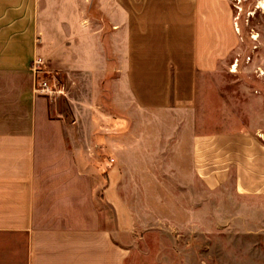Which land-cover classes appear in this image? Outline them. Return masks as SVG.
<instances>
[{"label":"crops","instance_id":"1","mask_svg":"<svg viewBox=\"0 0 264 264\" xmlns=\"http://www.w3.org/2000/svg\"><path fill=\"white\" fill-rule=\"evenodd\" d=\"M226 8L0 0V264H181V230L202 231L204 264L230 237L264 264V92L250 128L201 121L235 38ZM36 59L66 98L33 94ZM256 62L264 83V49Z\"/></svg>","mask_w":264,"mask_h":264},{"label":"rangeland","instance_id":"2","mask_svg":"<svg viewBox=\"0 0 264 264\" xmlns=\"http://www.w3.org/2000/svg\"><path fill=\"white\" fill-rule=\"evenodd\" d=\"M262 2L264 0H217L218 6L228 9L229 26L235 33V38L230 39L228 43L230 48L228 55L221 54V52L214 53V58L217 56L218 61L214 63L216 65L213 72L204 77L205 84L202 85V91L211 95V100L207 101V109L204 111V115L207 113V116H202L201 121L202 124L206 123L204 119L206 117L207 126L212 130L232 129L238 126L250 128L252 126L253 96L259 90L264 92V83L256 82L257 76L260 75L256 61L264 49ZM258 6L259 8H257ZM236 28L238 31H235ZM217 48L218 45L215 44L213 49ZM202 108L204 110L205 106L203 105ZM104 174L106 176V173ZM104 179L107 183L108 179L106 177ZM132 192H135V197L140 201L143 192L141 185L135 186ZM150 216L156 218V215ZM156 238H158L156 233L150 235V242L155 243ZM160 239L167 244L169 241H173L171 233L161 235ZM180 239V253L182 257L186 258V261L181 264H204L205 238L202 231L181 230ZM194 239H196L195 242ZM225 241L226 245H221L222 242L218 240V244L213 245L210 251L213 262L210 264H255L252 261V247L248 245L246 239L230 237L223 240V242ZM189 242H194L195 245L189 246ZM149 247L150 252L158 248L155 244ZM167 248L165 247L164 250H168ZM138 251L140 250L138 249Z\"/></svg>","mask_w":264,"mask_h":264},{"label":"built area","instance_id":"3","mask_svg":"<svg viewBox=\"0 0 264 264\" xmlns=\"http://www.w3.org/2000/svg\"><path fill=\"white\" fill-rule=\"evenodd\" d=\"M31 71L34 74L33 94L53 103L59 98H66L67 86L63 75L59 71L45 68L41 59L32 63Z\"/></svg>","mask_w":264,"mask_h":264},{"label":"bare ground","instance_id":"4","mask_svg":"<svg viewBox=\"0 0 264 264\" xmlns=\"http://www.w3.org/2000/svg\"><path fill=\"white\" fill-rule=\"evenodd\" d=\"M261 5H262V6H261V9L264 10V2H262ZM259 6H260V3H259ZM259 6H258L257 8H259ZM235 30L238 31L237 28H236Z\"/></svg>","mask_w":264,"mask_h":264}]
</instances>
